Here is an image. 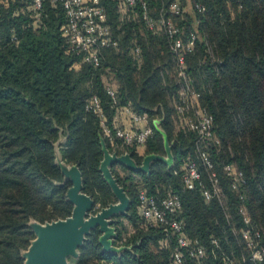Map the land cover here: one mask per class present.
Wrapping results in <instances>:
<instances>
[{"label":"trees","instance_id":"1","mask_svg":"<svg viewBox=\"0 0 264 264\" xmlns=\"http://www.w3.org/2000/svg\"><path fill=\"white\" fill-rule=\"evenodd\" d=\"M175 1L147 0L155 16L163 8L170 16L168 8ZM185 1L179 0L183 7ZM192 2L194 16L184 11L174 20L185 41L197 37L193 51L186 55L187 73L201 104L214 118L213 131L219 142L209 141L205 146L219 178L220 197L214 193L210 171L201 158L198 134L179 123L175 106L181 102V84L172 78L177 64L170 39L145 28L140 6L137 17L129 16L120 12V0H101L119 45L102 48L97 66L67 52L60 6L49 5V16L41 25H34L16 2L3 7L0 264L25 263L23 253L36 237L31 221L46 224L72 215L74 204L67 194L73 184L57 162L58 153L68 164L78 166L83 192L93 198V208L100 210L117 202L100 170L102 140L112 152H129L140 165L147 155L167 154L165 136L174 157L171 168L162 160H154L148 173L112 165L131 199L126 215L130 228L121 222L114 240L127 249L121 253L105 250L102 231L95 227L79 247L76 264H173L175 241L164 243L161 229L146 226L139 213L141 189L157 198L180 196L183 207L177 219L189 237L201 239L209 249L203 264H223V254L233 256L229 244L242 252L233 225L239 232L247 228L239 212L242 205L251 215L252 226L260 230L264 251V0ZM108 85H116L120 105L131 104L151 119L154 133L142 155L136 147L112 145L99 116L86 110L87 100L97 95L112 120ZM159 119L162 131L154 124ZM192 160L200 167L204 188L213 193L210 201L205 200L201 186L184 187L181 171ZM227 164L236 165L244 174L238 189H233L224 170ZM212 237L222 252L211 244ZM184 264L196 262L187 257ZM241 264H264V258L259 263L242 260Z\"/></svg>","mask_w":264,"mask_h":264},{"label":"built area","instance_id":"2","mask_svg":"<svg viewBox=\"0 0 264 264\" xmlns=\"http://www.w3.org/2000/svg\"><path fill=\"white\" fill-rule=\"evenodd\" d=\"M11 2L18 3L21 10L29 14L34 25H41L48 18L49 5L55 8L60 6L65 16L61 32L67 43V52L80 57L83 62L97 66L100 62L102 48L118 47L119 45L101 0H0V12ZM119 5L123 15L128 14L136 17V7L140 6V16L145 28L154 33L163 32L170 39V48L177 64L179 83L186 93L181 95V102L176 103L175 106L179 123L198 134V144H202L199 150L201 158L210 171L214 193L220 197L219 178L205 146L209 141L219 142L213 131L214 118L201 104L200 94L192 88L191 79L187 73L186 55L193 51L197 37L192 35L185 41L181 36L180 28L171 18L182 15L185 8L179 1H175L168 8L170 16L165 13L164 8L158 16H155L147 0H120ZM197 8L203 10L200 5H197ZM135 53L140 60V49L137 48ZM106 90L113 101L112 120L108 119L101 99L97 95H92L87 100L86 110L99 116L103 133L112 145L115 147H136L142 155L141 150L154 133L148 113H139L131 104L120 105L115 87L108 85ZM224 170L232 180L233 189H238L245 180L243 172L234 164L225 165ZM178 172L180 171L175 170L176 174ZM181 177L185 188L193 190L197 186H201L205 200H211L213 193L204 188L202 172L195 161L187 163L181 171ZM138 202L139 213L144 224L148 227H159L164 234V243L175 241L176 247L172 253L173 264H184L187 257L194 258L196 264L204 263L209 256L208 247L201 239L189 237L185 233L183 223L177 219V215L183 207L179 195L157 198L149 195L146 189H141L138 194ZM239 212L247 225L242 233L247 246L251 249V255L248 258L243 256L242 260L259 263L264 258L260 230L252 226V218L245 205L240 207ZM211 244L222 252L220 243L215 237L211 238ZM222 261L223 264H237L235 258L227 254H223Z\"/></svg>","mask_w":264,"mask_h":264},{"label":"water","instance_id":"3","mask_svg":"<svg viewBox=\"0 0 264 264\" xmlns=\"http://www.w3.org/2000/svg\"><path fill=\"white\" fill-rule=\"evenodd\" d=\"M160 121V119L155 120L154 124L158 127V130L162 131L160 126H158ZM165 140L167 154L164 156L155 154L147 155L140 165L130 153L119 155L117 152H111L105 141L102 140L104 157L101 162L100 170L105 180L110 184L118 202L106 208H102L96 216L91 217H87V215L93 210L94 200L90 195L83 192L81 171L76 165L70 168L67 167L66 164L62 163V157L57 156V162L61 166L66 179L73 184L67 196L73 202L74 210L72 215L67 219L46 223L47 226L40 234L37 252L33 259H29L26 263V251L23 253L25 257L24 264H68L66 259L70 254H76V257H79V247L86 240L90 231L95 227H99L102 231L100 241L105 250L121 253L123 250L127 249L126 247H116L114 244L117 232L116 228L113 226L114 221L112 217L119 214H128L131 199L113 174L112 165L119 163L130 169L148 173L150 172V167L154 160H162L171 168L174 164V157L167 136H165ZM75 172L76 175L74 177ZM83 196L90 202V206L87 208L82 205ZM30 225L33 228L31 222ZM33 230L36 232L35 229Z\"/></svg>","mask_w":264,"mask_h":264},{"label":"rangeland","instance_id":"4","mask_svg":"<svg viewBox=\"0 0 264 264\" xmlns=\"http://www.w3.org/2000/svg\"><path fill=\"white\" fill-rule=\"evenodd\" d=\"M179 1V0H177ZM184 8H185V13L186 15H192L194 16V3L192 2V0H186L184 2ZM173 20L174 18H178L176 16H172L171 17ZM178 20V19H177ZM175 22V20H174ZM176 23V22H175ZM177 24V23H176ZM178 25V24H177ZM180 26V25H178ZM181 27V26H180ZM172 78L176 81H178V72H177V67L174 68V72L172 74ZM112 80H109L107 82H111ZM115 88H116V85H115ZM178 93L180 94V96L182 94H186L185 93V90L184 88H181V86L179 87V90H178ZM156 119V118H155ZM143 152V150H141ZM119 154V153H118ZM58 157H61L60 153H58L57 155ZM62 163L66 164L67 167H72L73 165L71 164H68L67 162H65L64 160H62ZM125 166V165H124ZM127 167V166H126ZM76 175V172L74 173V177ZM119 182V181H118ZM120 184V183H119ZM123 187V186H122ZM125 189V188H124ZM126 192V190H125ZM127 193V192H126ZM128 195V194H127ZM129 196V195H128ZM130 198V197H129ZM118 202V201H117ZM223 204H225V201L223 200ZM82 205L87 208L88 206H90V202L89 200H87L84 196L82 197ZM101 210V209H100ZM98 210V208H93L92 211L89 212V215H87V217H91V216H96L98 214V212L100 211ZM126 215L127 214H119V215H115L112 217L113 219V226L116 228V226L118 225V227H121V222L124 223L127 227L130 228L129 226V221L126 219ZM231 215H229V218H230ZM31 224L33 226V229H35V233L37 235V237H35V239L33 240V243L30 245V247L26 250L25 252V256H26V263L27 261H29V259H33L35 253L37 252V247H38V240H39V237H40V234L41 232L44 230V228L47 226V224H40V223H37L35 221H31ZM234 225V233L235 235L238 237V241L242 247V252H237L236 249L233 247L232 244H229L230 245V248L232 249V251L230 253H232L233 257L235 258V261L237 262V264H241V261H242V257L244 256L245 258H248L249 255H250V252H251V249L247 246L246 244V240H245V237L243 235L242 232H239V230L235 227V223L233 224ZM117 229V228H116ZM115 246L116 247H123V245H120L121 242H114ZM77 257H76V254H70L68 256V258L66 259L67 260V263L68 264H76V261H77Z\"/></svg>","mask_w":264,"mask_h":264}]
</instances>
